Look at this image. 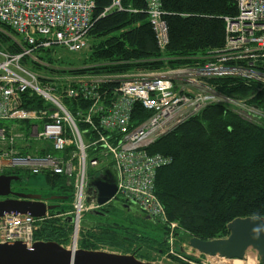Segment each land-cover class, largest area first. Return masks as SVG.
I'll return each mask as SVG.
<instances>
[{
    "label": "built area",
    "instance_id": "built-area-1",
    "mask_svg": "<svg viewBox=\"0 0 264 264\" xmlns=\"http://www.w3.org/2000/svg\"><path fill=\"white\" fill-rule=\"evenodd\" d=\"M144 1L162 52L168 45L164 13L159 0ZM235 5L236 15L224 19L223 46L199 59L201 64L154 73L135 68L104 72L83 66L71 74L68 68H50L49 63L62 62L61 52L75 55L88 50V34L97 20L93 17L96 0H0V25L20 38L15 42L17 53L0 46V173L62 178V196L69 202L66 212L52 215L46 211L41 219L4 215L0 244L21 243L29 249L40 224L71 219L69 242L64 247L76 251L85 216L111 211L110 202L117 200L136 206L169 228L168 245H174L172 232L178 224L168 221L155 196L156 174L171 164V158L150 155L147 149L206 107L246 108L243 101L264 89V0H235ZM111 10L123 11L120 0H113L101 17ZM46 56L50 62L43 59ZM124 64L128 63L112 66ZM34 67L46 72H36ZM98 67L103 65L92 68ZM213 79L238 80L244 86L253 85V92L244 100L227 97L207 84ZM26 94L43 106L23 108ZM136 105L148 113L147 118L132 119ZM250 106L251 117L264 120V109ZM22 124L29 127L26 136L18 131ZM31 140L36 143L33 149ZM108 168L115 172L117 190L110 202L99 206L97 192L87 194L88 183ZM180 234L188 247L189 236L181 229ZM250 255L237 260L194 252L193 260L177 258L186 264H248L254 260Z\"/></svg>",
    "mask_w": 264,
    "mask_h": 264
},
{
    "label": "trees",
    "instance_id": "trees-1",
    "mask_svg": "<svg viewBox=\"0 0 264 264\" xmlns=\"http://www.w3.org/2000/svg\"><path fill=\"white\" fill-rule=\"evenodd\" d=\"M112 2L96 0L93 17L97 20L88 34L92 45L87 62L103 67L92 70L159 68L163 61L173 69L192 65L209 51L223 46L224 19L234 17L237 11L235 0H160L168 35V45L160 52L145 1L120 0L123 11L111 10L101 17ZM0 31L13 34L2 25ZM1 32L0 40L7 41ZM6 45L10 53L19 52L15 43ZM118 63L128 64L112 66ZM211 84L220 94L237 98L247 97L254 88L233 79L214 80ZM251 104L264 109V89L256 93ZM42 106L39 99L24 95L23 108ZM147 117L148 113L138 105L134 107L133 120ZM147 152L171 158V164L156 174L155 196L168 221L177 223L189 237L202 241L222 239L227 236L226 226L237 218L264 219V126L241 119L225 106H208L158 139ZM42 180L44 186L58 188L52 194L65 193L62 178L45 176ZM68 208L59 206L52 215ZM108 212L104 210L107 216ZM112 227L116 225L105 223L96 227L95 233L93 228H84L78 249L97 251L100 246L125 249L124 244L136 242V237L120 241L117 232L109 231ZM70 232L66 220L63 223L49 220L40 224L34 238L65 246Z\"/></svg>",
    "mask_w": 264,
    "mask_h": 264
},
{
    "label": "water",
    "instance_id": "water-1",
    "mask_svg": "<svg viewBox=\"0 0 264 264\" xmlns=\"http://www.w3.org/2000/svg\"><path fill=\"white\" fill-rule=\"evenodd\" d=\"M21 181L17 176L0 175V219L4 215H29L35 219L44 218L46 211L52 212L59 208L47 205L49 202L65 201L67 197L52 195L43 198L40 194H23L11 191V184ZM97 192L96 203L99 206L110 202L116 194L117 180L112 168L101 171L90 179L87 194ZM7 197H14L8 199ZM90 203V199H87ZM112 207H117L110 202ZM127 208V207H126ZM127 214V213H126ZM129 215L143 217L144 221L153 222L136 209L129 210ZM95 216H104L95 213ZM71 223V219H66ZM85 228L96 227L86 221ZM227 236L222 239L202 241L190 238L188 247L203 256L222 257L242 260L247 253H255L264 264V219L256 217L237 218L226 226ZM0 264H151L138 260L135 255H125L105 251H88L78 249L69 251L55 242H35L31 248H25L21 243L0 244Z\"/></svg>",
    "mask_w": 264,
    "mask_h": 264
},
{
    "label": "rangeland",
    "instance_id": "rangeland-1",
    "mask_svg": "<svg viewBox=\"0 0 264 264\" xmlns=\"http://www.w3.org/2000/svg\"><path fill=\"white\" fill-rule=\"evenodd\" d=\"M1 33H3L6 39H8L7 41L0 40V46L4 48H7L6 44L15 43L16 40L20 39L19 37H16L14 34H11V33H6L4 31H2ZM91 45H92V41L89 39L88 40V50L82 51L79 54H75V55H70V54L61 52V56H63L65 59L62 62L49 63L50 65H52L50 66V68L52 67L68 68L67 72L71 74L76 72L75 67L87 66L89 70L92 69V67L95 65L87 62L88 56L91 51ZM42 54L44 55V53ZM197 60L198 61L196 63L201 64L203 62L202 60H199V59ZM162 64L160 65L159 68L137 67L135 69H138L137 71H140L141 69V70L154 73L157 71H162L166 68L168 69L170 68L169 66H167L165 61H163ZM33 70L36 72H41L42 74L46 72V69H42L40 67H34ZM214 80L215 79L208 80L207 84L209 86H215L214 84H211V81H214ZM216 80H222V79H216ZM244 98H240V99L244 100ZM254 99L255 97H251L243 101V107H246V108H235V109L230 108V109L236 112V114L241 119L250 120L254 124L264 126V120H257L251 117L254 114H252L250 111V108H251L250 105H253L251 103L253 102ZM4 123L6 125L12 124L11 122H4ZM28 129H29L28 124H22V126L18 128V131L24 136H26L28 133ZM30 144H31V149H33L36 146V143H34L33 140L30 141ZM20 176H22V181L21 183L15 184V186L13 187L14 190H18V191L23 190L22 192L27 191V192H32V193L33 191H39L38 194H41L44 198H49L50 196L54 195L51 192H56L58 190V188L52 185L44 186L45 183L40 177H31L28 174H20ZM54 204H57L64 208L69 207L68 203L56 202ZM85 221L88 223H93V224L102 222L103 224L110 223L111 225H116V227H112V229H109V231L115 232V233L117 232L116 234L118 235L120 241L124 239H127L128 241H130L129 239L133 237L137 238L134 244H131V245H128L127 243L124 244L125 249H117L113 247L111 248L110 246H105V247L100 246L99 250L115 252V253L125 254V255L133 254L141 262L151 263V264H186L185 262L179 260L177 257H181L182 259L186 261L193 260L191 256L194 255V252L191 249H189L187 246H185L186 242L185 240L181 239V238H184V236L180 234L179 228L176 231L173 230L172 234L173 236H175L176 242L174 243L173 246H170L168 245V239L170 238V234H171V230L169 228L153 225L151 222H148V221L144 223L142 220L138 218H133L131 216L125 217L119 211L108 212V218H100L98 216H93L91 214H88L85 216ZM93 232L95 233L98 231L94 230ZM82 233L83 231L80 232V236L82 235ZM68 242H69V239L65 246L68 245ZM171 252H172V255H170ZM252 254L253 255H250V256H253L254 260H252L251 263H248V264H261L258 256L255 253H252Z\"/></svg>",
    "mask_w": 264,
    "mask_h": 264
},
{
    "label": "flooded vegetation",
    "instance_id": "flooded-vegetation-1",
    "mask_svg": "<svg viewBox=\"0 0 264 264\" xmlns=\"http://www.w3.org/2000/svg\"><path fill=\"white\" fill-rule=\"evenodd\" d=\"M0 175H5V176H17L18 178H21V181H22V176H20V174H17V173H12V172H6V171H4L2 174H0ZM21 181H18V182H16V183H12L11 184V191L12 192H17V193H23V194H27V193H32V192H22L23 190H21V191H18V190H14L13 189V187L15 186V184H18V183H21ZM38 192L39 191H33V193L32 194H38ZM8 199H11V198H14V197H7ZM3 199H5V198H0V200H3ZM112 203H114L115 205H117V207L118 208H116V207H112L111 205H110V208H111V210L114 212V211H119V212H121L125 217H128V216H131V215H129L128 213H129V210H130V208L131 209H136L137 211H138V208L136 207V206H134V205H132V204H130V203H124V202H120V201H117V200H113L112 201ZM127 207V208H126ZM127 213V214H126ZM131 217H133V218H138V219H140V220H142L143 219V217H140V216H138V215H133V216H131ZM153 225H157V226H160V225H158L156 222H151ZM104 225V224H103Z\"/></svg>",
    "mask_w": 264,
    "mask_h": 264
},
{
    "label": "bare ground",
    "instance_id": "bare-ground-1",
    "mask_svg": "<svg viewBox=\"0 0 264 264\" xmlns=\"http://www.w3.org/2000/svg\"><path fill=\"white\" fill-rule=\"evenodd\" d=\"M240 264H244V263H240Z\"/></svg>",
    "mask_w": 264,
    "mask_h": 264
},
{
    "label": "crops",
    "instance_id": "crops-1",
    "mask_svg": "<svg viewBox=\"0 0 264 264\" xmlns=\"http://www.w3.org/2000/svg\"><path fill=\"white\" fill-rule=\"evenodd\" d=\"M0 164H1V162H0Z\"/></svg>",
    "mask_w": 264,
    "mask_h": 264
}]
</instances>
